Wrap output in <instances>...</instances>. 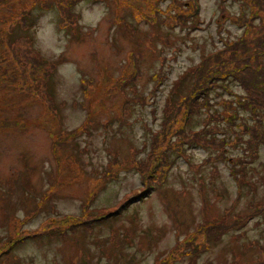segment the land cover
I'll return each mask as SVG.
<instances>
[{"label":"rangeland","instance_id":"374dc122","mask_svg":"<svg viewBox=\"0 0 264 264\" xmlns=\"http://www.w3.org/2000/svg\"><path fill=\"white\" fill-rule=\"evenodd\" d=\"M2 1L0 74L7 71L9 78L0 84V118L17 120L21 126L0 127V250L18 235L26 238L0 256V264H264V213L241 229L225 231L234 213L244 215L264 204L263 145L246 169L247 179L254 182L251 192L246 186L239 193L229 175L231 162L206 165L204 160H213V153L187 147L177 154L181 156H171L166 182L154 183L143 201L136 198L147 175L142 177V163L151 148L156 153L167 146L151 144L152 133L164 115L179 113L168 101L173 82L202 55L220 49L219 36L240 35L226 15L237 14L241 5L199 0V22L189 31L170 18L178 12L173 0L160 2L165 13L159 18L165 25L138 17L144 0H87V9L79 0L71 8L79 17L77 28L66 24L58 8L59 1L67 0ZM97 4L107 10L99 22L91 7ZM49 13L51 19H44ZM25 20L32 24L28 30L22 28ZM27 45L32 46V57L39 54L55 65L47 86L54 101L51 108L43 101L46 94L35 73L23 65ZM132 52L138 57L136 72L127 70ZM122 81H127L123 88ZM191 82L180 80L184 93ZM228 87L241 92L236 83ZM136 92L145 105L134 100ZM210 95L215 103L230 100L222 89ZM214 108L222 111L220 105ZM205 121L202 112L191 125L200 129ZM219 127L225 128L223 123ZM74 130L77 137L67 139ZM231 144L227 154L241 157L240 144L236 149ZM126 201L129 204L115 217L87 223L115 212ZM86 205L89 216L84 214ZM78 217L88 227L68 225L76 224ZM208 218L222 224L217 233L221 238L210 242L203 254L194 253L191 241L198 250L206 244L205 237L192 232ZM37 233L40 237L33 239Z\"/></svg>","mask_w":264,"mask_h":264},{"label":"trees","instance_id":"16d2710c","mask_svg":"<svg viewBox=\"0 0 264 264\" xmlns=\"http://www.w3.org/2000/svg\"><path fill=\"white\" fill-rule=\"evenodd\" d=\"M5 1V0H4ZM4 1L1 3L4 4ZM145 9L138 13V17L143 15L148 18V22H154L155 25L166 24L165 20H160L159 16L165 13L162 10L160 2L165 0H144ZM79 0H67V2L59 1L58 8L62 17L66 20V24L70 27L78 25V15L72 12L71 8L77 4ZM222 2L239 3L241 10L235 15L227 14L228 20L232 24L236 25L241 30L240 35L234 39H228L226 37L219 36L221 48L210 52L209 54L202 55L200 62L195 66H190L189 69L183 72V75L178 80H175L173 90L169 93L168 101L171 103V109L178 107V114L168 117L163 116L162 124L158 127L156 133H152L151 144L156 142V145L167 146L159 149L156 153L151 148L150 155L147 160L142 163L144 170H141L142 177L147 173L145 182L143 184V191L136 195V198H144L154 189V183L158 186L163 185L169 174V169L173 166L172 155L181 156L177 154L184 153L187 147H200L208 153H213V160L205 159L206 165L212 164L219 160H226L231 162L229 167V175L236 182L239 193L243 194V188L247 186L249 192L253 191L254 182L247 179V167L252 159L257 158L256 151L260 145L264 147V0H222ZM159 3V4H158ZM173 3L177 5L178 12H174L175 15H171V19L174 24L178 26H187V30H191L193 26H197L199 22L200 3L199 0H185L178 1L173 0ZM246 6L249 13L246 12ZM136 8V4L131 6ZM150 13L145 14L146 12ZM152 17V18H151ZM134 20V19H133ZM144 22L146 21H135ZM122 25H125L123 22ZM174 25V26H175ZM126 26V25H125ZM132 26V25H131ZM32 27L30 20L22 22V28L28 30ZM135 27V26H134ZM26 28V29H25ZM222 29V23L217 26V34L220 35ZM74 32H78L75 30ZM188 33V32H187ZM26 37L23 36V40ZM9 44V42H8ZM32 46L27 45L25 47L26 54L23 53L24 63L23 65L30 67L31 73L36 75L38 82L44 87L46 95L43 101L51 108L54 105V101L51 95L47 94V86L51 74L54 72L55 65L43 60L39 54L35 57L31 56ZM137 54L130 53L128 60H132V64L128 65L127 70L135 72L137 68ZM41 76L44 77L41 80ZM9 75L7 71L0 74V84L8 81ZM135 77L129 72L128 79L133 80ZM187 78H192L191 86L187 87L184 93L180 80L185 81ZM159 80V79H158ZM128 81V80H127ZM126 81V82H127ZM119 82V81H118ZM125 81L120 82L122 88L126 86ZM84 84V82H82ZM229 83H236L240 86L241 92H234L228 87ZM9 84H11L9 82ZM218 89L225 90L229 93L230 100H221L219 102H213L211 99V92H215ZM43 90V89H42ZM82 92H86V88L81 89ZM182 93L184 94H180ZM135 93V101L140 105H145V100ZM133 99V98H132ZM132 99L130 102H132ZM128 101V103H130ZM64 104L62 103L61 106ZM220 105L222 111H217L214 107ZM126 110V106L122 104L121 111ZM181 111L183 112L181 114ZM204 112L206 114V121L202 128L194 129L191 125L194 117H199ZM250 122V123H249ZM17 120H9L7 118H0V127L2 128H18L21 124H18ZM224 124L225 128L219 127L220 124ZM174 126V127H171ZM89 134V131L85 130ZM78 130H74L68 133L67 139L76 138ZM232 138L230 139V136ZM66 139V140H67ZM231 142V147L236 149L240 144L241 157L230 156L227 154V146ZM171 152V153H170ZM117 156V155H116ZM248 156V157H247ZM251 160V161H250ZM113 161L119 163V160ZM225 162V161H224ZM145 168H148L145 170ZM249 169L252 170L251 167ZM216 175V172H214ZM264 181V176L261 175V179ZM89 203V202H88ZM87 203V204H88ZM129 201H126L115 212H106L100 216H95L88 220V224L103 221L110 217H115L119 214L120 210L126 207ZM40 209V208H38ZM88 205L84 208V214L87 215ZM232 209L226 211L225 214H230ZM205 213V212H203ZM264 213V204L258 203L257 206H253L247 214H233L232 219L226 226L225 231L230 229L243 228L246 225V221L255 218ZM75 219V218H73ZM80 217L76 218V224H68L70 227L74 226H86V223H82ZM220 224V223H219ZM214 223V221L205 219L202 224H198L196 229L192 233L199 232L198 235L205 237L206 248L204 250H198V245L191 241L195 246L192 247L194 253L203 254L209 248V244L217 243L221 236L217 235L222 224ZM91 228V227H90ZM224 231V232H225ZM60 232L65 233V229ZM40 233L33 235V239L40 237ZM197 235V236H198ZM26 237L18 235L16 240L10 241L2 250H0V256L8 255L11 249L25 240ZM194 238V237H193ZM199 239V237L197 238ZM190 243V242H189ZM198 254V255H199ZM172 260V259H171ZM170 261V259H161L159 262Z\"/></svg>","mask_w":264,"mask_h":264},{"label":"clouds","instance_id":"9594fccd","mask_svg":"<svg viewBox=\"0 0 264 264\" xmlns=\"http://www.w3.org/2000/svg\"><path fill=\"white\" fill-rule=\"evenodd\" d=\"M84 7H85V9L88 8L87 0H84ZM91 7H92V10L98 14V16H97L98 22H99V20H102L104 15L106 14V11H107L104 8L103 4H97V5H94V6H91ZM51 17H52V14L49 13L48 16L45 17L44 19H51ZM43 22H44L43 20L40 21V23H43ZM48 27L51 28V27H53V25L49 24Z\"/></svg>","mask_w":264,"mask_h":264}]
</instances>
